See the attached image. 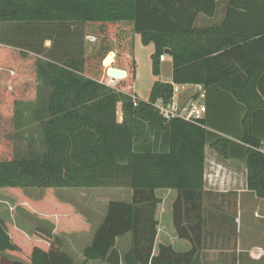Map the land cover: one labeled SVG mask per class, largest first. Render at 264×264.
<instances>
[{"label":"trees","instance_id":"1","mask_svg":"<svg viewBox=\"0 0 264 264\" xmlns=\"http://www.w3.org/2000/svg\"><path fill=\"white\" fill-rule=\"evenodd\" d=\"M211 2L0 0V26L77 23L84 26L86 36L95 38L81 59L68 64L0 47V189L15 194L21 205L35 212L41 201L24 192L44 191L46 210L38 213L65 234L88 231L89 224H77L82 219L52 195L54 190L126 188L131 192L128 202H109L82 252L85 262L202 264L205 147L210 143L227 158L230 142L218 136L212 139L206 118H163L154 105L171 101L173 85L200 86L205 93L216 88L243 108L240 141L248 146L246 186L264 199V154L253 132L254 118L264 113V20L261 28L247 34L227 22L196 28L200 13L211 14ZM134 35L140 36L142 45L154 46V76L159 75V57L170 51L171 82H155L147 102L119 88L122 82L134 83ZM111 52L114 64L127 74L114 87L104 81L101 65ZM111 62L108 55L104 64ZM29 122L37 125L36 138ZM24 132L27 146L20 152L16 142ZM160 189L177 193L172 225L177 237L190 243L186 253L161 245L153 255L155 213L161 203L155 192ZM42 233L30 240L0 218V255L20 254L28 264H73L52 230ZM125 235L129 249L122 254L117 239Z\"/></svg>","mask_w":264,"mask_h":264},{"label":"crops","instance_id":"2","mask_svg":"<svg viewBox=\"0 0 264 264\" xmlns=\"http://www.w3.org/2000/svg\"><path fill=\"white\" fill-rule=\"evenodd\" d=\"M211 3L213 4L211 14L205 15L200 13L194 23L196 28L219 27L223 22H227L239 25L241 27L239 31L247 34L257 31L263 25L264 0H212ZM0 47L14 51L21 50L11 43L1 44L0 42ZM146 50H148L147 55H145ZM153 53L154 46L152 43L144 46L141 43L140 36L134 35L133 56L135 61V78L134 93H132L131 96L145 102L148 101L155 82L170 83L172 76V64L169 56H166L165 60L160 62L159 75H153L151 60ZM30 54L41 58L35 53ZM108 55H112V62L109 65H105L104 61ZM108 55L101 62L105 75L109 68L122 70L114 64L115 54L111 52ZM166 63H168V66L164 68ZM124 72L126 74V71ZM165 76L169 78V82L165 80ZM104 81H106V84L109 82L107 75L104 76ZM116 83L117 81L111 84V86L114 87ZM262 86L264 87V82ZM177 87L178 92L173 100L177 103H180L181 100L190 99L196 101L198 106L203 107V111H199V117L207 119L210 126L207 127V130L214 134L212 139L218 136L230 142L227 158L219 155V153L210 146V143L205 147L206 159L203 195L204 224L202 232L201 263L216 264V260H218V258L222 259L223 254L228 252L227 247H229L232 242L233 244H237V255L239 253L247 254L250 252L249 249H246L248 247L243 246V238L238 237L239 225L241 227L243 216L251 213V211L254 213V218L257 217L264 221V199L257 198L246 186L247 169L245 165V149L248 146L240 141L242 137L241 120L244 115L243 108L231 97L216 88H211L205 93L200 86L182 85ZM121 92L125 93V91ZM202 94L204 95L203 97H201ZM253 123V132L255 136L261 140L260 152L264 154V113L257 115ZM21 130L23 131V128ZM19 140L22 141L23 139ZM155 195L161 200L159 205L172 215V204L177 195L176 191L160 189L156 190ZM130 196L131 193L129 190L127 202L131 199ZM15 198H17L15 194L0 189V218L9 224H23L25 226V224L28 223L24 219H20V222H17L13 216H11L12 219H10L9 211L12 210L16 204L17 200ZM159 211L160 209L157 208L155 213L158 226L153 255L158 254L159 246L161 245L170 246L177 253L188 252L191 248L190 243L177 237L172 225V218L171 222H168L166 219V223H162L163 219H161L160 216L163 215V212L161 211L162 213H160ZM39 216L41 215L39 214ZM96 227H98V225L93 228L89 224L88 231L65 234L58 233L53 224L38 223L32 232H30V229H23V227L15 226L17 230L21 231L30 240L39 239L43 236L42 230L50 229L52 230V234L58 238H61L62 234L64 236H72L75 234L80 237L85 234L89 235L90 243ZM127 243H129V235L117 239V245H125ZM261 250L263 251V249Z\"/></svg>","mask_w":264,"mask_h":264},{"label":"rangeland","instance_id":"3","mask_svg":"<svg viewBox=\"0 0 264 264\" xmlns=\"http://www.w3.org/2000/svg\"><path fill=\"white\" fill-rule=\"evenodd\" d=\"M0 42L1 44L11 43L19 47L21 49L19 51L20 53H32L34 51L40 54L39 56L42 60H51L61 64H68L71 60L81 59L85 52L93 46L95 38L86 36L84 26L77 23L2 24L0 26ZM147 53L148 50L145 51V55H147ZM167 64L168 63L165 64L164 68L168 66ZM165 80L169 82V78H166V76ZM119 88L121 90H130L131 93H134V83L129 84L128 81H125L124 83L122 82ZM186 101L188 100H181L180 104H184ZM32 107L33 105H31V108ZM118 115L120 118V105L118 106ZM28 126L33 128L31 134L36 138L38 136L36 131L37 125L29 122ZM25 129L27 130V128ZM27 137L28 134L24 132V141H17L16 146L20 152H24L26 149ZM24 193L33 201H41V206L37 208L40 213H43L44 210H46V203L44 204L43 202L45 196L44 191L28 190ZM52 195L60 203L73 208V214L82 219L76 221L77 224L83 222L84 224H90L94 228L102 223L109 202H127L126 200L129 198V190L126 188L59 189L54 190ZM15 199L17 200L16 204L14 208L9 211L10 219H12L11 216H13L17 222H20V219H24L28 224H25V226L23 224L11 225L14 227L20 226L23 227V229H30V232H32L38 223L51 224L46 217L43 215L39 216L38 211L35 212L33 210L34 208H26L19 203L18 197ZM157 208L160 209V213L163 212V215L160 216L161 219H163L162 223L165 224L166 219L168 222H171V213L168 211L166 212V210L160 205ZM96 229L97 227L95 230ZM238 231V237L243 238V246L248 247L246 249H249L250 252L247 254L239 253L237 255V244H233L232 242L230 246L227 247L228 252L223 254L222 259L218 258L216 264H264V221L257 217L254 218V213L251 211V213L243 216L242 224L241 227L239 225ZM59 240L61 241L60 250L72 258L73 264H105L101 262L89 263L84 261L82 252L84 248L90 244L89 235L85 234L80 237L75 234L72 236H64L62 234ZM118 248L123 254L129 249V243L125 245L118 244ZM259 248L263 249V251ZM0 256L12 261L28 264L27 260L21 257L20 254L4 253ZM255 258H258L259 260Z\"/></svg>","mask_w":264,"mask_h":264},{"label":"built area","instance_id":"4","mask_svg":"<svg viewBox=\"0 0 264 264\" xmlns=\"http://www.w3.org/2000/svg\"><path fill=\"white\" fill-rule=\"evenodd\" d=\"M166 58V55H161L159 57V61L163 62ZM109 82L108 85L111 86L116 81H119L117 79H112L108 77ZM178 92V87L176 85H173V94L172 99L169 103L164 104L162 101H157L154 105V107L159 111V114L163 116L166 120H169L171 118H181L186 121H193L195 119H199V111H203L202 106H198L196 101L188 100L184 104H180L175 102L173 99L176 97V94ZM204 95L202 94L201 97ZM134 106H136V103H134Z\"/></svg>","mask_w":264,"mask_h":264},{"label":"water","instance_id":"5","mask_svg":"<svg viewBox=\"0 0 264 264\" xmlns=\"http://www.w3.org/2000/svg\"><path fill=\"white\" fill-rule=\"evenodd\" d=\"M164 54L166 56H170V51L169 50H165ZM106 75L107 77H110L112 79H117V80H124L126 77V74L124 71L122 70H118V69H114V68H109L106 71ZM0 264H15L14 261L9 260L3 256H0Z\"/></svg>","mask_w":264,"mask_h":264},{"label":"bare ground","instance_id":"6","mask_svg":"<svg viewBox=\"0 0 264 264\" xmlns=\"http://www.w3.org/2000/svg\"><path fill=\"white\" fill-rule=\"evenodd\" d=\"M110 62V59H107L106 63H109Z\"/></svg>","mask_w":264,"mask_h":264},{"label":"flooded vegetation","instance_id":"7","mask_svg":"<svg viewBox=\"0 0 264 264\" xmlns=\"http://www.w3.org/2000/svg\"><path fill=\"white\" fill-rule=\"evenodd\" d=\"M15 262V264H16V261H14Z\"/></svg>","mask_w":264,"mask_h":264}]
</instances>
